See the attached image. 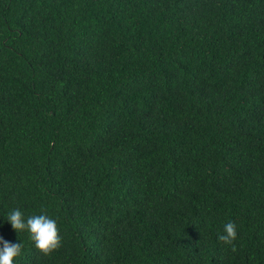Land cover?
<instances>
[{
  "label": "trees",
  "instance_id": "trees-1",
  "mask_svg": "<svg viewBox=\"0 0 264 264\" xmlns=\"http://www.w3.org/2000/svg\"><path fill=\"white\" fill-rule=\"evenodd\" d=\"M0 238L14 264H264V0H0Z\"/></svg>",
  "mask_w": 264,
  "mask_h": 264
},
{
  "label": "clouds",
  "instance_id": "clouds-1",
  "mask_svg": "<svg viewBox=\"0 0 264 264\" xmlns=\"http://www.w3.org/2000/svg\"><path fill=\"white\" fill-rule=\"evenodd\" d=\"M11 228L17 232H26L33 243L35 250L43 256H48L61 247V237L55 219L47 214H34L25 218L19 209L12 210L6 217ZM237 237V226L229 221L224 225L223 232L218 240L225 245L231 246L236 251L234 241ZM0 264H14L21 254L22 245L12 243L0 238Z\"/></svg>",
  "mask_w": 264,
  "mask_h": 264
}]
</instances>
